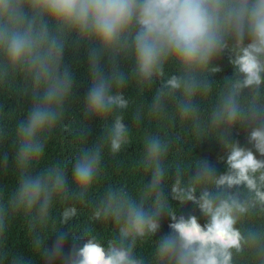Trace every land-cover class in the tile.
I'll return each instance as SVG.
<instances>
[{
	"label": "clouds",
	"instance_id": "clouds-1",
	"mask_svg": "<svg viewBox=\"0 0 264 264\" xmlns=\"http://www.w3.org/2000/svg\"><path fill=\"white\" fill-rule=\"evenodd\" d=\"M82 45L91 81L83 116L100 120L103 136L89 146L87 125L73 133L69 178L48 150L74 95L65 53ZM225 52L233 75L213 85ZM10 96L30 102L22 119ZM236 127L251 148L230 141ZM9 133L15 182L0 189V264L15 220L35 255L55 259L60 243L49 251L45 241L77 205L90 225L68 264H264V0H0V142ZM208 138L226 149L224 174L181 156L182 141ZM134 142L142 148L130 164L136 179L109 182L110 164L123 167ZM169 179L176 207L165 196ZM188 203L203 225L180 214ZM165 211L171 232L155 240Z\"/></svg>",
	"mask_w": 264,
	"mask_h": 264
},
{
	"label": "trees",
	"instance_id": "trees-1",
	"mask_svg": "<svg viewBox=\"0 0 264 264\" xmlns=\"http://www.w3.org/2000/svg\"><path fill=\"white\" fill-rule=\"evenodd\" d=\"M216 65L221 68V71L210 77V81L213 85L217 82L222 81L225 77H231L233 75V69L229 62L228 53L225 52L220 58L214 61ZM64 64L69 68L74 76V95L71 100V105L66 112L64 120V130L58 131L55 141L49 146L48 158H58L62 160L69 172V178L71 173V166L74 161V157L77 154L78 149L73 143V133L81 127L87 125L88 131L85 133V138L89 146H93L103 136L102 122L96 118L89 117L87 119L83 116V104L88 92L91 81L88 77V53L87 46L82 45L79 49L70 47L64 58ZM104 70H108L106 61L102 62ZM122 70L128 71L131 68V62L121 63ZM127 96H133L134 88L129 87L125 89ZM151 97H149V100ZM8 104L17 109L18 118L22 119L24 113L30 106V102L25 98H19L16 96H10ZM131 113H127V118L131 122ZM139 135V133H137ZM248 133L246 129L236 127L232 130V136L230 141L235 143L239 142L240 146L245 148H251L248 144L247 137ZM181 156L184 159L199 158L207 161L210 166L215 169L216 175H221L226 172L225 163L222 162L220 157L225 156L226 149L214 138H208L200 143H194L190 140L182 141L181 145ZM142 150L138 142L131 144L125 154L121 156V160L124 161L123 167L118 171L110 164L109 175L106 178L109 182L117 180H127L129 183L133 182L138 173L130 166L131 160L137 155V152ZM255 154V153H254ZM5 155L8 158L7 168H3V160ZM258 156V154H256ZM15 148H14V136L9 135L0 142V189L10 191L14 185V172H15ZM174 157H170L168 165L171 167ZM38 170L33 172L36 174ZM195 173V169H192L187 173V176H191ZM171 177V171H170ZM150 181V177L146 182ZM172 181L169 179L167 187L164 189L165 196L169 202L174 206H178V202L172 199ZM95 198V195L93 196ZM73 201L66 203V207L73 206ZM180 214L187 218L189 215H196L198 222L203 225L205 220L200 214L197 206L188 203L182 209ZM21 220L13 221V227L8 234L6 241V256L2 261V264H12L14 257H24L25 260H33L34 264H68V260L72 255L74 249L82 247L83 243L88 238V228L90 225V219L88 210L77 205V214L64 225L59 232L53 233L45 241L44 247L49 251H52L57 243L61 245V252L55 259H49L47 255H35L30 247L29 241L26 238L25 230L22 227ZM172 223L168 213L165 211L160 221V229L154 237L155 240H159L161 237L169 234L171 229L169 224ZM92 228L99 234L103 235V225L100 222H92ZM147 251V249H146Z\"/></svg>",
	"mask_w": 264,
	"mask_h": 264
}]
</instances>
